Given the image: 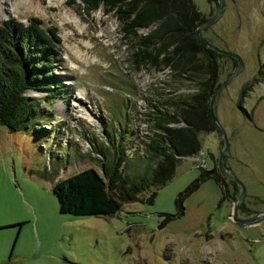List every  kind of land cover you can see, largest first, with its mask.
<instances>
[{"label": "rangeland", "instance_id": "obj_1", "mask_svg": "<svg viewBox=\"0 0 264 264\" xmlns=\"http://www.w3.org/2000/svg\"><path fill=\"white\" fill-rule=\"evenodd\" d=\"M3 1L6 9L12 0ZM191 1L206 19L217 7L214 0ZM32 5L0 23L15 18L25 24L33 17L44 29L56 28L51 71L61 87L40 102L34 124L18 131L0 126V264H264V219L250 226L232 220L233 201L223 193L225 184L233 189L230 180L220 189L212 179L194 181L199 169L216 168L223 142L215 129L197 134L199 151L177 162L151 202H123L110 215L58 212L52 192L57 180L89 167L99 172L92 145L111 146L103 127L110 136L125 128L113 144L124 146L125 154L138 153L151 126L144 121L148 110L194 87L151 59L134 67L129 57L134 41L124 36L115 7L105 11L100 4L86 13L81 0H32ZM64 11L77 15L81 31L61 22ZM151 27H138L136 34ZM200 30L214 47L241 59V71L215 93L212 109L228 143L225 165L245 187L242 202L250 212L263 211L264 78L252 85L240 108L238 99L242 86L264 72V0H224L215 21ZM216 60V81L222 83L235 66L227 57ZM25 93L41 100L48 91Z\"/></svg>", "mask_w": 264, "mask_h": 264}, {"label": "trees", "instance_id": "obj_2", "mask_svg": "<svg viewBox=\"0 0 264 264\" xmlns=\"http://www.w3.org/2000/svg\"><path fill=\"white\" fill-rule=\"evenodd\" d=\"M81 2L86 13L97 9L100 4L104 5L105 11L116 8L124 36L134 41L129 48V57L136 69L151 59L158 68L170 69L174 79H184L194 87L191 93L166 96L154 109L148 110L144 121L151 126L148 127L149 133L144 134L140 152L125 154L124 146L113 144L112 139L120 141L125 128H117L115 136H110L108 127H103L111 146L92 145V151L98 155L95 160L99 162V172L89 167L53 184L52 192L59 213L110 215L123 202H151L156 189L172 178L177 162L199 151L197 134L214 130L207 99L219 84L216 81V59L227 56L204 47L194 36L195 27L206 17L191 0ZM150 25L152 27L146 34H136L138 27ZM58 42L56 28L44 29L40 20L33 17L27 18L25 24L15 18L0 23V126L8 131L27 128L29 122L34 124L41 110L40 102H46L60 90L58 77L51 71ZM227 58L236 66L234 59ZM263 78L264 72L258 71L249 83L242 86L239 108L252 85ZM30 88L48 93L39 100L24 93ZM225 157H222L224 164ZM199 170L195 182L212 179L220 189L224 178L215 167ZM230 183L233 189L229 190L228 197L234 201L239 186ZM221 198L223 200V196ZM180 200L181 194L176 201L179 209ZM238 209L244 211L245 203L241 202Z\"/></svg>", "mask_w": 264, "mask_h": 264}, {"label": "water", "instance_id": "obj_3", "mask_svg": "<svg viewBox=\"0 0 264 264\" xmlns=\"http://www.w3.org/2000/svg\"><path fill=\"white\" fill-rule=\"evenodd\" d=\"M217 3V7L214 11V13L204 21L200 22L194 29V36L199 40V42L206 48L213 49L219 54L225 55L227 57H230L236 61V66L234 71L228 76V78L222 82L219 83L209 94L208 99H207V109H208V114L210 118V122L212 123L214 129L218 132L219 136L222 139L223 142V148L218 152L217 156V161H216V171L219 173V175L223 178H226L232 182H234L236 185L239 186L240 192L239 194L235 197V200L232 202V207H231V217L232 220L239 222L242 225L250 226L253 224L258 223L260 220L264 219V210L263 211H256L253 215H250L245 218L238 217L236 215L237 208L239 204L243 201L246 192H245V187L243 184L235 177L233 173L229 171V169L226 167L224 164L222 157L223 154L227 151L228 149V143L226 139V135L224 130L221 128V126L218 124V122L215 119V116L213 114V109H212V98L215 95L216 92H218L231 78L235 77L242 69V62L240 57L230 51H225L221 50L219 48L214 47L212 44L206 42L199 34V30L203 27H206L207 25L213 23L215 19L218 17L220 12L222 11V8L224 6V0H215ZM25 93V91H24Z\"/></svg>", "mask_w": 264, "mask_h": 264}, {"label": "bare ground", "instance_id": "obj_4", "mask_svg": "<svg viewBox=\"0 0 264 264\" xmlns=\"http://www.w3.org/2000/svg\"><path fill=\"white\" fill-rule=\"evenodd\" d=\"M3 2H4L3 0H0V18L5 17L10 12H16L19 7H23L26 10H30L34 8V6L32 5V0H17V1L12 0L10 2L11 4L7 6L6 9H4ZM60 18H61V22L63 23L70 22L73 25H75L78 31L79 30L81 31L83 29V26L81 25L79 18L72 11L70 12L64 11L62 14H60ZM85 116L87 115L85 114Z\"/></svg>", "mask_w": 264, "mask_h": 264}, {"label": "flooded vegetation", "instance_id": "obj_5", "mask_svg": "<svg viewBox=\"0 0 264 264\" xmlns=\"http://www.w3.org/2000/svg\"><path fill=\"white\" fill-rule=\"evenodd\" d=\"M228 169H230L228 166H226ZM225 180H228V179H226V178H224ZM224 179H222V183L224 182ZM229 181V180H228ZM225 184V183H224ZM225 188H226V184H225ZM226 194H230V192H229V190L228 189H226V192H225ZM245 210L244 211H240L238 208H237V211H236V215H243V217H241V218H245V217H248V216H250V215H253L255 212H250L249 211V209L245 206ZM244 213V214H243ZM239 217V216H238ZM235 222H237V221H235ZM237 223H239V222H237Z\"/></svg>", "mask_w": 264, "mask_h": 264}, {"label": "crops", "instance_id": "obj_6", "mask_svg": "<svg viewBox=\"0 0 264 264\" xmlns=\"http://www.w3.org/2000/svg\"><path fill=\"white\" fill-rule=\"evenodd\" d=\"M260 96H261V95H260ZM260 96H259V97H260ZM259 97H257V98H259ZM258 100H260V99H258ZM258 100H257V101H258ZM257 101H256V102H257ZM256 102H255V103H256ZM256 104H257V103H256ZM256 104H254V106H256Z\"/></svg>", "mask_w": 264, "mask_h": 264}]
</instances>
